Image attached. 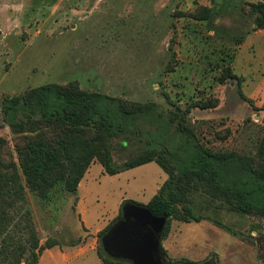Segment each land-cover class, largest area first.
<instances>
[{
  "label": "rangeland",
  "instance_id": "1",
  "mask_svg": "<svg viewBox=\"0 0 264 264\" xmlns=\"http://www.w3.org/2000/svg\"><path fill=\"white\" fill-rule=\"evenodd\" d=\"M254 1L0 0V174L9 161L18 163L3 98L48 82L75 81L84 90L154 102L164 115L178 106L203 145L256 156L264 135V28L254 29ZM225 64L240 83L218 82ZM196 99H215L216 106L187 112ZM171 135L166 127L135 120L129 135L114 139L113 158L120 162L146 147H174ZM166 177L154 161L115 174L93 161L74 194L61 184L47 199L27 189L8 231L22 235L19 226L29 209L40 243L59 242L41 252L38 264H107L97 254V233L122 205L102 247L110 257L147 264L152 255L144 246L156 233L124 201L146 204ZM193 203L208 218L172 219L160 240L168 258L159 264H264L263 217L210 203L202 193L193 195Z\"/></svg>",
  "mask_w": 264,
  "mask_h": 264
},
{
  "label": "trees",
  "instance_id": "2",
  "mask_svg": "<svg viewBox=\"0 0 264 264\" xmlns=\"http://www.w3.org/2000/svg\"><path fill=\"white\" fill-rule=\"evenodd\" d=\"M206 12L208 7H203ZM206 12L198 16L204 18ZM249 15L256 28H264V0L249 3ZM172 69V68H171ZM237 79L230 66L221 67L218 82ZM239 93L245 96L241 89ZM209 108L215 99H196L190 106ZM176 106L168 115L154 102H137L94 90H84L77 82H48L30 87L24 93L3 98L2 110L7 125L17 140L14 143L18 163L7 164L0 174V264H37L45 248L59 244L47 238L40 243L29 209L23 213L22 235L8 231L19 205L26 203V190L47 199L61 184L68 193H76L79 182L93 161L104 172L115 174L147 162H156L167 174L155 194L144 204L155 216L164 218L161 239L166 238L172 219L199 222L206 215L194 209L193 195L202 193L210 203L264 218V135L256 156L233 150H213L203 145L185 123V114ZM171 131L174 147L159 150L146 147L123 161L112 155L113 141L131 133L135 120ZM4 143L0 136V145ZM139 204L136 201L124 202ZM123 202V203H124ZM118 214L98 231L97 254L107 264H133L110 257L102 247V238ZM17 225V224H16ZM13 232V231H12ZM161 257L168 258L161 242Z\"/></svg>",
  "mask_w": 264,
  "mask_h": 264
},
{
  "label": "water",
  "instance_id": "3",
  "mask_svg": "<svg viewBox=\"0 0 264 264\" xmlns=\"http://www.w3.org/2000/svg\"><path fill=\"white\" fill-rule=\"evenodd\" d=\"M134 205L137 207L138 213L136 215L142 219H148L151 222L153 231L156 233V237L152 239V242L144 246V250L151 252V255H152L150 260L147 261V264H157V263L159 264L161 263V255L159 252L158 245L161 240V234H162L165 220L164 218H161V217H158L152 214V212L145 205H136V204ZM155 240H156V243L154 242ZM139 253L144 254V252H140V251ZM118 256L119 257L117 258H122V256L120 255ZM113 257H116V256H113ZM129 260L130 259L128 258V261Z\"/></svg>",
  "mask_w": 264,
  "mask_h": 264
},
{
  "label": "crops",
  "instance_id": "4",
  "mask_svg": "<svg viewBox=\"0 0 264 264\" xmlns=\"http://www.w3.org/2000/svg\"><path fill=\"white\" fill-rule=\"evenodd\" d=\"M48 250V249H47ZM42 256H43V253L39 256V259H38V262H37V264L40 262V260H41V258H42Z\"/></svg>",
  "mask_w": 264,
  "mask_h": 264
}]
</instances>
